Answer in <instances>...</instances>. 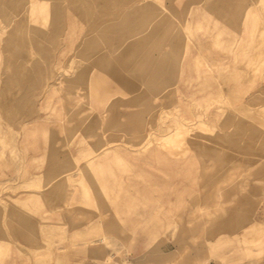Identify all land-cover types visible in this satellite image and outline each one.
Listing matches in <instances>:
<instances>
[{
    "label": "rangeland",
    "instance_id": "1",
    "mask_svg": "<svg viewBox=\"0 0 264 264\" xmlns=\"http://www.w3.org/2000/svg\"><path fill=\"white\" fill-rule=\"evenodd\" d=\"M144 1L0 0V264H226L264 217V0L183 14L168 91L96 92Z\"/></svg>",
    "mask_w": 264,
    "mask_h": 264
},
{
    "label": "crops",
    "instance_id": "2",
    "mask_svg": "<svg viewBox=\"0 0 264 264\" xmlns=\"http://www.w3.org/2000/svg\"><path fill=\"white\" fill-rule=\"evenodd\" d=\"M202 0H160L159 4L151 0H145L132 6V13L136 14L133 19L138 28L145 31L140 33L136 40L132 42L125 40L122 48L113 53L110 57L105 56L106 62L91 67V69L82 70L81 76L92 77V85L96 87V92H123V93H163L168 91L170 86L177 84L182 76L181 64L184 60V49L181 46V36L179 27L176 25L178 20L183 19V14L193 13L194 23L192 28L196 30L200 20ZM242 12H248L249 5L247 0H242ZM244 2V5H243ZM244 9V10H243ZM210 7V13H212ZM214 11H216L214 9ZM232 10H224L228 12ZM160 13L161 21L153 30V14ZM174 20L175 25L170 26L169 17ZM244 15L242 16L243 19ZM242 22V20H241ZM176 28V31H174ZM127 26L126 35L129 33ZM132 29V28H131ZM128 38V37H127ZM195 52L187 60L195 59L197 52V41H193ZM116 45V44H114ZM200 48V47H199ZM108 57V58H106ZM184 75V74H183ZM83 86V83H82ZM88 87V84H87ZM65 228L55 234V242L60 237H64L66 243L60 245L59 249H69L74 238L83 237L87 233V228L73 224L67 217L62 218ZM248 232L249 236L245 237ZM18 242H23L20 236L24 234L17 233ZM240 244L234 245L230 250H226L225 257L229 259L226 264H264V217L259 218L251 224L243 227L240 237ZM24 243V242H23ZM21 244V243H20ZM39 246V245H38ZM75 246H82V243H76ZM41 247V246H39ZM77 250V249H76ZM74 250H70V253ZM84 261V257H69L68 262L78 264ZM209 264H218L210 260Z\"/></svg>",
    "mask_w": 264,
    "mask_h": 264
},
{
    "label": "built area",
    "instance_id": "3",
    "mask_svg": "<svg viewBox=\"0 0 264 264\" xmlns=\"http://www.w3.org/2000/svg\"><path fill=\"white\" fill-rule=\"evenodd\" d=\"M104 264H123V263L111 262V263H104Z\"/></svg>",
    "mask_w": 264,
    "mask_h": 264
},
{
    "label": "bare ground",
    "instance_id": "4",
    "mask_svg": "<svg viewBox=\"0 0 264 264\" xmlns=\"http://www.w3.org/2000/svg\"><path fill=\"white\" fill-rule=\"evenodd\" d=\"M179 127H180V126H179ZM175 129H177V128H175ZM177 130H178V129H177ZM173 131H174V130H173ZM176 132H177V131H176ZM178 132H179V130H178ZM174 133H175V132H174ZM174 133H173V134H174ZM175 134H176V133H175ZM169 136H170V135H169Z\"/></svg>",
    "mask_w": 264,
    "mask_h": 264
}]
</instances>
